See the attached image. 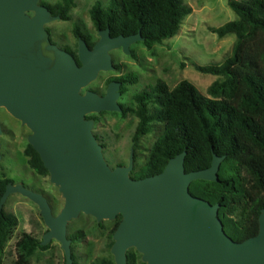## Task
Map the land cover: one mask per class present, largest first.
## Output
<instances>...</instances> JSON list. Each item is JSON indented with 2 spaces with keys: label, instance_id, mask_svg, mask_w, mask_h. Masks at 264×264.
<instances>
[{
  "label": "water",
  "instance_id": "water-1",
  "mask_svg": "<svg viewBox=\"0 0 264 264\" xmlns=\"http://www.w3.org/2000/svg\"><path fill=\"white\" fill-rule=\"evenodd\" d=\"M39 0H0V105L33 131L31 144L51 180L59 185L65 205L53 215L46 198L30 189L8 186L33 200L72 264L67 221L80 212L98 220H122L114 233V264H126V249L135 247L147 264H264V210L258 233L234 241L224 231L218 206L193 198L189 184L197 179L218 180L221 157L210 167L184 171L185 152L152 176L131 179L130 167L111 169L102 147L91 133L88 112L121 110L116 102L119 82H111L105 96L80 88L99 69L113 67L109 50L141 41L99 31L90 48L79 38L78 60L51 42L44 24L55 17ZM34 11L33 16L25 12ZM1 159V153H0ZM6 194V193H5ZM5 196V195H4Z\"/></svg>",
  "mask_w": 264,
  "mask_h": 264
},
{
  "label": "trees",
  "instance_id": "trees-1",
  "mask_svg": "<svg viewBox=\"0 0 264 264\" xmlns=\"http://www.w3.org/2000/svg\"><path fill=\"white\" fill-rule=\"evenodd\" d=\"M75 2L58 0L51 5L39 1V4L55 17L68 20ZM228 6L235 19L210 27V31L219 38L235 35L230 53L221 62L195 66L201 73L218 77L207 87V94L188 80H181L172 88L157 80L133 95L134 107L121 106V110L123 116L131 111L137 118L132 135L134 144L150 133L154 124L162 126L148 152L143 172L138 175L131 171V179L160 173L182 152L186 153V173L210 167L213 155L222 158L218 180H194L187 192L193 198L217 205L225 233L234 241H243L258 233L259 217L264 210V0H228ZM190 12L183 0H109L106 5L96 1L89 10L98 32L108 29L112 37L139 33L140 42L147 49L176 35ZM73 34L84 39L90 48L94 45L78 25H74ZM63 49L80 65L75 52ZM136 81L133 74L123 75L122 91L125 84ZM23 154L34 172L48 175L31 143L26 144ZM13 184L12 179L0 176V264L6 243L18 225L17 217L6 212L2 203L6 189ZM121 220V214H117L109 231L110 244ZM81 236L77 231L68 240L76 241ZM44 249L41 241L22 232L15 242L16 259L12 264H29L30 257ZM139 257L137 250H128L126 264H137ZM71 259L72 264H79L74 255ZM89 264H113V261L97 257Z\"/></svg>",
  "mask_w": 264,
  "mask_h": 264
},
{
  "label": "rangeland",
  "instance_id": "rangeland-1",
  "mask_svg": "<svg viewBox=\"0 0 264 264\" xmlns=\"http://www.w3.org/2000/svg\"><path fill=\"white\" fill-rule=\"evenodd\" d=\"M54 4L58 0H39ZM106 5L109 0H76L69 12V19L54 18L44 24L52 43L60 48H69L78 58V38L73 34L74 25L89 35L94 44L100 39L94 28L89 10L96 2ZM191 8L184 17L176 35L155 44L147 49L140 41L131 43L125 51L122 46L109 50L113 67L99 69L93 79L83 85L79 93L84 95L94 91L105 96L111 79L120 75L133 74L137 81L125 84L124 91L118 92L116 102L126 108L134 107L133 95L161 80L169 88L181 80H188L203 94L217 76L199 72L195 66L221 62L231 51L235 35L219 38L210 31V27H218L235 19L234 11L228 6V0H183ZM38 5L39 2H38ZM33 16L34 11L25 12ZM84 118L92 121L91 133L101 145L103 157L107 165L114 169L117 166L130 167L136 174L143 172V165L148 152L161 133V125L154 124L150 133L143 136L136 144L132 142L137 118L131 111L125 116L122 110H104L88 112ZM33 131L26 123L13 116L4 105H0V176L13 180L11 187H24L42 194L50 206L52 214L58 215L65 205V198L59 185L51 180L50 173L42 176L34 172L27 164L23 150L31 143ZM129 172V177L131 174ZM3 208L15 215L18 225L14 229L4 250L3 264H12L16 259L15 242L22 232L31 234L46 246L37 250L29 259V264H67L65 250L55 237L47 238L50 227L45 223L41 209L37 203L19 191H7L3 198ZM114 219L98 220L90 214L80 212L67 221L66 237L77 231L82 236L69 240L70 256L74 255L79 264H89L97 257L110 258L115 263L110 244L109 231ZM115 239L113 237V243ZM135 247H128V250ZM146 261L142 254L138 263ZM147 264V263H146Z\"/></svg>",
  "mask_w": 264,
  "mask_h": 264
},
{
  "label": "flooded vegetation",
  "instance_id": "flooded-vegetation-1",
  "mask_svg": "<svg viewBox=\"0 0 264 264\" xmlns=\"http://www.w3.org/2000/svg\"><path fill=\"white\" fill-rule=\"evenodd\" d=\"M92 47H93V46H92ZM92 47H91V48H92ZM118 77H120V80H118ZM122 77H123V75H120V76L114 77V78L111 79L110 82H109V84H110L111 82H113V81H115V82H119L120 85H119V89H118V91H120V92H122V85H123ZM108 87H109V85H108ZM121 106H122V105H120V107H121Z\"/></svg>",
  "mask_w": 264,
  "mask_h": 264
}]
</instances>
